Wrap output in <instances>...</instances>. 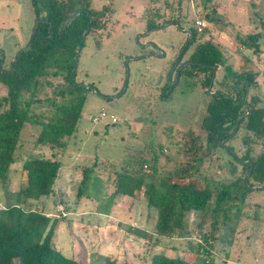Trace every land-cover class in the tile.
<instances>
[{"label": "trees", "instance_id": "1", "mask_svg": "<svg viewBox=\"0 0 264 264\" xmlns=\"http://www.w3.org/2000/svg\"><path fill=\"white\" fill-rule=\"evenodd\" d=\"M30 2L38 24L33 26L27 43L14 55L9 67H0V84L6 88V93L0 95V186L13 198V201L0 202V264H89L65 255L52 241L59 219L55 218L58 215L51 217L46 202L59 193L56 190L61 170L59 156L52 151L49 157L20 158L18 150L24 141L21 130L25 126L33 130L29 134L34 137L30 140L33 146H48L51 150L62 149L65 137L75 132L87 89L82 81L76 80L77 52L88 34L105 26L104 17L109 7L96 10L91 0ZM77 10L79 12L66 24ZM150 13L153 19L147 21V31L163 24L160 23L162 12L146 7L143 17ZM205 17L212 20L210 13ZM206 32L207 27L198 32L192 25L184 51L195 45L189 57L194 63L190 65L191 71L181 70L180 76H193L207 70L208 65L215 69L227 68L222 53L210 40L199 41ZM261 37H264L261 32L251 33L241 39L242 45L260 53ZM97 45L100 46V38ZM241 58L244 62L240 71H235L233 76L226 72L225 81H221L224 85L227 80L232 81L231 87L208 94L205 112L197 126L199 131L192 128L181 131L178 152L186 158L174 170L161 178L157 176L155 150L149 174H143L147 164L142 157L131 170L126 169L122 161L120 168L114 171V190L105 195L97 160L81 166L76 196L93 199L96 213L110 215L117 198H136L141 193L146 197L147 207L157 209V218L152 231L134 228L136 235L154 246L162 245L165 237L192 240L193 233L199 236L195 246L188 241L190 252L185 251L193 254V261L180 254L167 255L160 251L151 255V264H238L227 259L216 263L212 253L214 242L230 243L237 225L241 226L245 220L251 221L253 231L264 227V103L256 91L260 85L258 72L252 68L247 54L242 53ZM209 83L208 74L202 84L206 88ZM172 96V90L166 89L159 95L163 101ZM239 129L243 134L241 155L237 156L227 142ZM258 143L261 148L253 153V146ZM157 147L163 152V145ZM219 148L226 149L233 159H240L242 173L229 182L215 179L203 170L204 162L211 160ZM19 160V168L14 169L12 165ZM232 165L229 170L234 173ZM14 172L24 174L25 178L17 190L11 191L9 184ZM192 215L198 218L193 228L190 227ZM170 247L179 249L174 244ZM100 258L99 264L114 263L106 255Z\"/></svg>", "mask_w": 264, "mask_h": 264}, {"label": "rangeland", "instance_id": "2", "mask_svg": "<svg viewBox=\"0 0 264 264\" xmlns=\"http://www.w3.org/2000/svg\"><path fill=\"white\" fill-rule=\"evenodd\" d=\"M91 6L96 10L107 6L109 11L104 17L105 26L86 36L77 57L76 80L90 88L86 87L75 132L65 137L62 149L51 150L48 146H33L30 140L34 137L29 135L33 130L29 126L21 130L24 141L18 150L20 158L49 157L54 151L61 162L56 187L59 193L46 202L51 217L58 215L55 218L59 219L53 244L65 255L89 264H99L101 255L110 257L113 264H151V255L160 251L167 255L180 254L193 261V254L185 251L190 252L188 241L196 245L199 236L194 233L192 240L165 237L162 245L154 246L133 232L134 228L152 231L157 218V209L148 208L146 197L141 193L136 198H117L110 215L94 214L95 201L76 196L80 169L97 160L104 193L109 195L114 190V171L120 168L122 161L123 166L131 170L142 157L147 164L143 174H149L155 150L157 176L161 178L185 160L183 153L178 152L181 131L192 128L198 132L208 94L217 90L224 92L232 85V81L227 80L224 85L215 80L205 88L204 74L196 70L193 76L182 74L178 83L167 84L173 60L186 42V30L189 25H195L196 19L208 23L207 32L199 41L210 40L225 59L227 68L220 66L216 76L222 81L226 72L233 76L244 62L242 53L247 54L252 68L258 72L260 85L256 91L264 103V37H261L260 53L243 47L241 41L251 33L264 35V0H91ZM146 7L163 13L160 28L147 31V21L153 19V13L144 18ZM206 13H210L212 20L205 17ZM35 24L30 0H0V47L5 51L4 67L10 65L8 61L17 49L27 43ZM99 38L100 46L97 45ZM194 48V44L190 45L182 60L189 59ZM190 70L191 66H186L183 72ZM160 87L172 90L170 100L160 99ZM5 93V86L0 84V95ZM101 112L106 115L93 121ZM113 117L116 122L112 121ZM242 134L243 130L239 129L227 142L237 156L241 155ZM159 144L163 145V152L159 151ZM253 147L256 153L261 145ZM20 164L19 160L12 167L18 169ZM230 164L234 173L229 170ZM240 164V159H233L226 149L219 148L211 160L204 162L203 170L215 179L229 182L242 173ZM24 178V174L14 172L10 190H17ZM5 201H13V198L0 186V202ZM197 220L195 215L190 217L191 228ZM256 230H251V221L245 220L241 226L237 225L230 243L216 240L212 248L215 262L227 259L238 264H264V227ZM172 244L179 249L171 248Z\"/></svg>", "mask_w": 264, "mask_h": 264}, {"label": "flooded vegetation", "instance_id": "3", "mask_svg": "<svg viewBox=\"0 0 264 264\" xmlns=\"http://www.w3.org/2000/svg\"><path fill=\"white\" fill-rule=\"evenodd\" d=\"M191 31H192V26L189 25V28L186 30V34H187V36H188V34L191 33ZM185 41H187V39H186ZM185 43H186V42H185ZM185 43H184V44H185ZM20 48H21V47H19V48L17 49V52L21 50ZM17 52H16L15 54H17ZM184 52H185V51H184V45H183V46H182V50H181V52H178V53H177V55L175 56V59L173 60L172 65H171V67H170V70H171V71H169L170 74H169L168 77H167V79H168L167 84H169V85H174V84L178 83V82H179V78H180V72H181V70H184V67H186V66H190L191 64L194 63V61H191V60H189V59L182 60V57H183V53H184ZM12 60H14V57L11 58L10 61H8V63H10ZM4 62H5V51H4V49H3L2 47H0V67H1V66L4 67ZM8 67H9V66H6V67H4V68H8ZM207 68H208L207 70H205V71L202 72V73L204 74V78L209 74V75H210V81H212L211 83H213L215 80H216V81H222V80H220V78H218V77L216 76V73H217V71L219 70L220 66H218V67L215 69L213 66L208 65ZM190 71H191V70H190ZM188 72H189V71H188ZM192 72H194V71H192ZM172 75H173V78H171ZM183 75H184V74H183ZM176 77H177V80L174 81ZM204 78H203V79H204ZM164 87H165V86H164ZM164 87H160V88H159V89L161 90V92H162V90H163Z\"/></svg>", "mask_w": 264, "mask_h": 264}, {"label": "built area", "instance_id": "4", "mask_svg": "<svg viewBox=\"0 0 264 264\" xmlns=\"http://www.w3.org/2000/svg\"><path fill=\"white\" fill-rule=\"evenodd\" d=\"M207 26H208V23H207L206 20H204V19H196V20H195V27H196V30H197L198 32H202ZM105 115H106L105 112H101L99 116L93 117L92 120H93V121H97V120H99L100 118H103ZM112 121H113V122H116L117 119L113 117V118H112Z\"/></svg>", "mask_w": 264, "mask_h": 264}, {"label": "water", "instance_id": "5", "mask_svg": "<svg viewBox=\"0 0 264 264\" xmlns=\"http://www.w3.org/2000/svg\"><path fill=\"white\" fill-rule=\"evenodd\" d=\"M78 12H79V11L77 10V11H75L74 13H72V15H71V16L69 17V19L67 20L66 24H68L69 21L73 18V16H75ZM37 24H38V22H36V25H37ZM87 31H88V28L84 31L83 36L86 35ZM25 48H27V46L24 47V49H25ZM78 54H79V51L77 52V55H78ZM76 63H77V60H75V65H76ZM83 85H84L85 87H89L88 84H84V83H83ZM207 91L210 92L209 89H208ZM237 126H238V123L235 124V127H237Z\"/></svg>", "mask_w": 264, "mask_h": 264}, {"label": "crops", "instance_id": "6", "mask_svg": "<svg viewBox=\"0 0 264 264\" xmlns=\"http://www.w3.org/2000/svg\"><path fill=\"white\" fill-rule=\"evenodd\" d=\"M94 213V212H93ZM94 214H98V213H94ZM99 215H101V214H99Z\"/></svg>", "mask_w": 264, "mask_h": 264}]
</instances>
